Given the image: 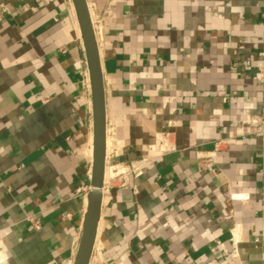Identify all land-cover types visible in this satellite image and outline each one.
<instances>
[{
    "label": "crops",
    "instance_id": "0c3cea01",
    "mask_svg": "<svg viewBox=\"0 0 264 264\" xmlns=\"http://www.w3.org/2000/svg\"><path fill=\"white\" fill-rule=\"evenodd\" d=\"M87 3L107 165L140 171L102 188L90 264H264V83L245 65L264 62V0ZM75 15L0 0L3 264L74 262L93 153Z\"/></svg>",
    "mask_w": 264,
    "mask_h": 264
},
{
    "label": "water",
    "instance_id": "95a60500",
    "mask_svg": "<svg viewBox=\"0 0 264 264\" xmlns=\"http://www.w3.org/2000/svg\"><path fill=\"white\" fill-rule=\"evenodd\" d=\"M79 22L89 71L93 114V153L91 189L87 194L82 232L73 264H89L100 220L102 186L106 163V106L98 43L87 0H72Z\"/></svg>",
    "mask_w": 264,
    "mask_h": 264
},
{
    "label": "built area",
    "instance_id": "2783aa9c",
    "mask_svg": "<svg viewBox=\"0 0 264 264\" xmlns=\"http://www.w3.org/2000/svg\"><path fill=\"white\" fill-rule=\"evenodd\" d=\"M93 24V22H92ZM94 27V25H93ZM246 67L252 68L253 69V78L260 84L264 83V62H258L255 65H253L250 61H246ZM90 85V83H89ZM264 127V125H263ZM264 130V128H263ZM165 136V135H164ZM105 168L106 170L108 169L110 174L106 179V184H104L103 181V186L102 188L107 186H113V185H118V186H125L128 181V176L129 174H134L137 175L140 171L137 168H131L129 165H115V164H108L107 165V159L105 163ZM91 189V188H90ZM36 226H39L38 223ZM90 264V263H89Z\"/></svg>",
    "mask_w": 264,
    "mask_h": 264
},
{
    "label": "rangeland",
    "instance_id": "374dc122",
    "mask_svg": "<svg viewBox=\"0 0 264 264\" xmlns=\"http://www.w3.org/2000/svg\"><path fill=\"white\" fill-rule=\"evenodd\" d=\"M2 248V250H1V252H0V264H3L4 262H5V260H6V258H5V252H4V247L2 246L1 247Z\"/></svg>",
    "mask_w": 264,
    "mask_h": 264
},
{
    "label": "bare ground",
    "instance_id": "6f19581e",
    "mask_svg": "<svg viewBox=\"0 0 264 264\" xmlns=\"http://www.w3.org/2000/svg\"><path fill=\"white\" fill-rule=\"evenodd\" d=\"M77 16L75 15V23H76V26H77V28H78V30H79V22L77 21L78 19L76 18ZM92 147H90V149H91ZM109 174H110V172H109V170H107V172H106V177H108L109 176ZM87 197V196H86ZM86 203H87V198H86Z\"/></svg>",
    "mask_w": 264,
    "mask_h": 264
}]
</instances>
